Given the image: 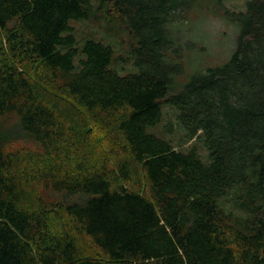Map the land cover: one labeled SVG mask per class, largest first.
<instances>
[{"label": "trees", "instance_id": "trees-1", "mask_svg": "<svg viewBox=\"0 0 264 264\" xmlns=\"http://www.w3.org/2000/svg\"><path fill=\"white\" fill-rule=\"evenodd\" d=\"M194 3L0 0V58H32L84 112L113 120L124 154L90 169L71 154L74 126L25 68L0 60V264H264V0L229 17L239 27L229 61L178 89L172 25ZM106 11L134 40L126 74L112 45L80 42L72 26ZM164 104L207 161L149 132ZM22 157L33 161L19 177ZM134 164L145 190L130 184Z\"/></svg>", "mask_w": 264, "mask_h": 264}, {"label": "rangeland", "instance_id": "rangeland-1", "mask_svg": "<svg viewBox=\"0 0 264 264\" xmlns=\"http://www.w3.org/2000/svg\"><path fill=\"white\" fill-rule=\"evenodd\" d=\"M247 0H195L194 5L182 18L172 25L182 57L179 62L183 69L175 77V86L181 89L191 77L208 68L225 64L231 58L237 47L239 27L231 22L229 17L245 9ZM77 38L82 42L87 37H94L107 45H112L115 51L116 67L122 74L133 70L130 50L134 40L128 34L124 25L112 13L104 12L100 18L81 22H73ZM1 41V37H0ZM1 61H9L25 68L37 87L40 96L59 110L74 126L80 136L76 148H70L71 154L77 152L80 157H87L89 168L95 166L103 158L109 160L124 156L122 144L113 129V120L101 114H88L75 104L61 89L48 83L41 73L37 72L32 58L14 54L9 50ZM154 133L171 141L176 147L188 151L195 147L202 158L207 161L208 151L198 138L188 141L186 132L178 121V111L170 104L162 106V119L159 125L149 128ZM82 139V142H81ZM33 161V160H32ZM29 157H22L14 169L21 176L25 164L32 162ZM69 167V163L66 164ZM27 169V168H25ZM131 186L145 190L147 183L142 169L134 164ZM27 192H30L28 187ZM231 208V202L226 204ZM85 250L88 248L84 247Z\"/></svg>", "mask_w": 264, "mask_h": 264}]
</instances>
